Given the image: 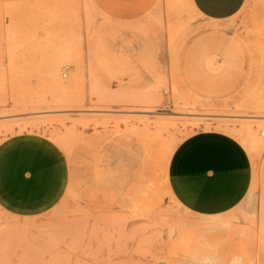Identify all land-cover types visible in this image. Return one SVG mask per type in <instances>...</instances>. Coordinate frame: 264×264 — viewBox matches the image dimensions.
Here are the masks:
<instances>
[{
    "label": "rangeland",
    "instance_id": "rangeland-1",
    "mask_svg": "<svg viewBox=\"0 0 264 264\" xmlns=\"http://www.w3.org/2000/svg\"><path fill=\"white\" fill-rule=\"evenodd\" d=\"M211 129L245 146L253 183L205 216L166 168ZM26 135L68 166L34 214L9 206ZM263 235L264 0L217 21L190 0H0V264H264Z\"/></svg>",
    "mask_w": 264,
    "mask_h": 264
},
{
    "label": "crops",
    "instance_id": "crops-1",
    "mask_svg": "<svg viewBox=\"0 0 264 264\" xmlns=\"http://www.w3.org/2000/svg\"><path fill=\"white\" fill-rule=\"evenodd\" d=\"M209 20L234 16L245 0H190ZM20 171L10 208L34 214L52 206L63 194L68 166L49 141L33 135L19 139ZM253 160L235 137L219 130H200L181 140L170 155L166 178L177 200L190 211L214 216L230 211L249 193Z\"/></svg>",
    "mask_w": 264,
    "mask_h": 264
},
{
    "label": "bare ground",
    "instance_id": "bare-ground-1",
    "mask_svg": "<svg viewBox=\"0 0 264 264\" xmlns=\"http://www.w3.org/2000/svg\"><path fill=\"white\" fill-rule=\"evenodd\" d=\"M176 2V1H175ZM171 4V3H170ZM257 107V106H256ZM263 108V107H261ZM208 127V126H207ZM232 132L234 135H238L237 138H241V135H247L249 140L246 141L245 139H241V141L247 145H249V147L251 149H256V147L262 143L261 140H259L256 136H255V131L253 130L252 126L250 124H245L244 126V131H241L240 129H232ZM253 151V150H252ZM264 236V235H263ZM263 241V240H262Z\"/></svg>",
    "mask_w": 264,
    "mask_h": 264
}]
</instances>
